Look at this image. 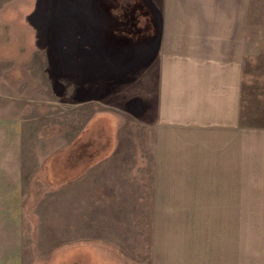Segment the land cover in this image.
<instances>
[{"label": "rangeland", "instance_id": "rangeland-1", "mask_svg": "<svg viewBox=\"0 0 264 264\" xmlns=\"http://www.w3.org/2000/svg\"><path fill=\"white\" fill-rule=\"evenodd\" d=\"M163 4L0 0V115L27 119L22 208L0 209L2 220L18 221L17 264H191L204 260L208 248L211 256L222 255L227 245L231 258L241 254L253 263L264 236V199L255 178L240 193L232 183L229 192L220 186L210 192L197 178L193 184L192 177L155 176L151 137L121 110ZM246 25L248 69L256 68V54L261 69L264 0H247ZM263 77L251 74L248 92L255 82L261 91ZM117 104L116 145L113 114L100 111ZM256 115L248 111V120ZM259 116L264 120L262 105Z\"/></svg>", "mask_w": 264, "mask_h": 264}, {"label": "crops", "instance_id": "crops-1", "mask_svg": "<svg viewBox=\"0 0 264 264\" xmlns=\"http://www.w3.org/2000/svg\"><path fill=\"white\" fill-rule=\"evenodd\" d=\"M208 2L164 0L141 71L130 74L131 99L121 110L132 114L137 127L151 137L155 176L192 177L193 184L197 178L210 192H217L218 186L229 192L232 183L240 193L247 178L254 177V187L264 199V120H259L264 86L259 91L254 81V89L248 92V77L264 76V60L260 69L256 54L254 72L248 69L247 0H213V8H207ZM135 79L139 82L134 84ZM151 82H155V100ZM119 107L100 111L113 114L118 125L116 145L122 126ZM248 111L258 115L248 120ZM23 118L21 113L0 115V209L22 208L19 184L26 166L23 137L27 120ZM6 219L0 218V264H17L20 254L14 225L18 221ZM258 241L252 264H264V236ZM226 247L222 246V255L217 257L208 248L204 260L190 263L247 264L241 254L231 258Z\"/></svg>", "mask_w": 264, "mask_h": 264}]
</instances>
